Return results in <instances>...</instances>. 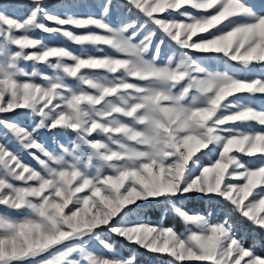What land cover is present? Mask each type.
Segmentation results:
<instances>
[{"label":"snow or ice","instance_id":"snow-or-ice-1","mask_svg":"<svg viewBox=\"0 0 264 264\" xmlns=\"http://www.w3.org/2000/svg\"><path fill=\"white\" fill-rule=\"evenodd\" d=\"M95 6L99 14H81L77 9L90 5L73 0L58 5L60 14L47 0H0V114L24 110L20 119L31 120L25 126L0 118V207L7 210L0 211V264H135V254H115L105 232L174 258L168 264H264L227 216L213 222L211 211L190 213L177 203L223 198L264 231V130L251 127L264 129V109L252 99L264 94V78L247 76L257 65L264 70V6ZM13 9L27 11L17 16ZM133 10L143 23L130 18ZM37 31L60 34L81 52L49 45ZM89 46L101 54L88 53ZM215 61L224 70L211 69ZM45 129L60 138L49 144L39 135ZM202 150L218 156L201 165ZM241 156L255 157L257 166ZM145 203L166 205L185 231L143 222ZM94 242L112 255L96 252Z\"/></svg>","mask_w":264,"mask_h":264},{"label":"rangeland","instance_id":"rangeland-1","mask_svg":"<svg viewBox=\"0 0 264 264\" xmlns=\"http://www.w3.org/2000/svg\"><path fill=\"white\" fill-rule=\"evenodd\" d=\"M48 2V7H49V11H53V12H59L60 14H63L62 10L58 7V5L61 4H68L73 2V0H47ZM116 2L118 4L123 5L124 4V0H116ZM250 3H253L257 6V8L264 6V0H249ZM88 5H90V7H80L77 9V11H79L81 14H87L89 11H94L96 14H99L100 9L98 7L95 6V0H87ZM187 7V6H186ZM183 10V9H182ZM189 11H193V14L195 15H202L203 13L200 12H196L195 10H192L190 8H188ZM27 11V9H24L22 11H17L15 9H13V12L15 15L17 16H22L25 12ZM122 11H124L125 13L128 12L127 7L125 6ZM165 17L167 16V13L162 14ZM172 15L177 18V19H182L183 17H181L179 15V13L177 11H173ZM130 18L132 19H137L139 20L141 23L144 22V17L139 15L138 13L135 12V10L132 11V13L130 14ZM112 20L113 22H116L118 20V17L116 16L115 13H113L112 16ZM48 23V22H46ZM49 26H55L54 24L49 23ZM148 27H151V25H148ZM73 31H83L80 29H72ZM214 31V30H213ZM143 35V33L141 34ZM207 36V34H202ZM35 36L37 37H41L43 39L44 42H46L49 45H66L69 49H71L73 52L75 53H80L81 52V48L80 46L69 42L66 40L65 37H63L60 34L57 33H53V34H48V33H43L42 31H37L35 32ZM159 38V32L157 33V39ZM193 39H196L195 37ZM86 51L90 54H94V55H100L101 53L97 52L95 50V48L89 46ZM111 49L108 47L104 48V52H110ZM233 65H235V62H231ZM26 68H28L29 70H31V62H28L24 65ZM236 67H239L238 65H235ZM209 67L213 70L219 69V70H224L225 65L223 63V61H215L209 64ZM39 68L41 71L43 72H51V69L47 68L44 65H39ZM247 76L249 79L251 78H255L257 76H261L262 78H264V70H261V68L259 67V65H257L250 73H247ZM254 105L258 108V109H264V94H257L255 97L252 98ZM24 110H16L17 115H14L12 113H5V114H0V118H4V119H10V120H16L18 122L23 123L25 126L31 124V120L30 119H24L21 120L20 116L18 115L19 113H22ZM236 127H244L247 128V125H235ZM252 128L256 129V130H264L261 129L259 125L253 124L251 126ZM40 137L44 140L47 141L49 144H52L54 142V139L60 138V137H54L53 133L49 132L48 130H41V132L39 133ZM95 135V134H94ZM69 137H63V140H67ZM11 147L15 150L17 148V145L15 144V142L12 143ZM211 147V146H210ZM203 154H198L200 155V163L201 165H208L210 163H212L218 156V152L217 151H208V150H202ZM23 159L25 162L32 164L33 166H37L36 162L32 159V157L27 153L24 152L23 153ZM242 161L249 167H254L257 166V161L255 157H247V156H241ZM233 182H238V181H233ZM242 182V181H239ZM191 198H201L203 199V206L201 208H196L194 210H187L186 208H183L185 210H187L190 213H203V214H207L209 211L212 212V215L210 217V219L213 222H220L223 221L225 219V217L227 216L230 220V222L232 223L230 217L226 214V210L224 208H222V204L224 206H227L230 208V211H233L230 207V205L225 202L223 200V198H217L213 201H209L207 198L201 197L199 195L197 196H189L187 198H183V199H191ZM181 199V200H183ZM180 201H178L177 203H179ZM211 202L214 203H218L217 206L215 205H211ZM181 205V204H180ZM147 206H151V204H144V212L142 214V219L143 222H147V223H152V224H163L164 226H171L174 227L178 232H184L185 231V227L181 230H179L177 227H175L172 224H168L164 222V219L170 215L171 218H177L179 221L180 218L174 214V212H172L170 209H168L167 211L165 210L167 208L166 205H163L161 208V215L159 217V219H153L152 216L147 213ZM0 211H7L6 209L0 207ZM229 213V212H228ZM13 216H17V215H21V213L18 212H11L10 213ZM220 214H223V217H219ZM245 219V218H244ZM246 220V219H245ZM247 221V220H246ZM182 222V221H181ZM248 222V221H247ZM248 224H251L250 222H248ZM254 227V226H253ZM236 228V227H235ZM258 228V227H255ZM237 230V235L240 239H242L244 241V239L242 237H240V233ZM102 237L105 240H109L110 242H113L115 244L116 247V252L115 254L120 257V258H128L131 255L135 254L136 256V261L135 264H168L169 260L174 259L170 256H168L167 254H156V253H151L143 248H140L134 244H130L129 242H127L126 240L122 239V238H116L114 236H112L111 234L105 232L102 233ZM246 247H253L255 249V251L264 256L263 252H259V250L257 249V241L251 243L249 246L245 244ZM92 247L95 249L96 252L101 253L105 256H110L112 255L111 253L106 252L101 246L95 244V242L93 243ZM147 255L149 256L148 258L150 259V261L148 262H143L140 260L141 255ZM151 255L154 256L155 259H153L151 257ZM181 264H201V262H197V261H184L181 262ZM243 264V262H242Z\"/></svg>","mask_w":264,"mask_h":264},{"label":"trees","instance_id":"trees-1","mask_svg":"<svg viewBox=\"0 0 264 264\" xmlns=\"http://www.w3.org/2000/svg\"><path fill=\"white\" fill-rule=\"evenodd\" d=\"M179 203L187 210H194L196 208L203 209L205 207L204 206L202 208L203 199L201 198L183 199L180 200ZM211 205L217 206L218 203L211 202ZM162 206L163 205L160 203H152L151 206H147V213H149L153 219H159L161 215ZM221 207L227 211L226 214L230 217L236 229H238V232L240 233L239 234L240 237L244 239V243L249 246L251 243L257 241V246H258L257 249L258 250L260 249L259 252L261 251L264 253V231H262L259 228L253 227L252 224H248V222L241 215H239L234 211H230L229 207L224 206L223 204ZM223 216H224L223 214L219 215V217H223ZM164 222L174 225L179 230L185 227V225L181 221H179L177 218H171L170 215H168L164 219ZM148 257L149 256L142 254L140 260L143 262H148L150 261ZM151 257L155 259L153 255H151Z\"/></svg>","mask_w":264,"mask_h":264}]
</instances>
